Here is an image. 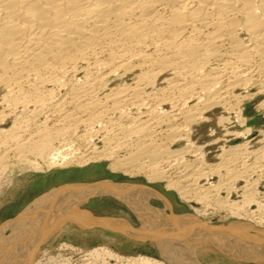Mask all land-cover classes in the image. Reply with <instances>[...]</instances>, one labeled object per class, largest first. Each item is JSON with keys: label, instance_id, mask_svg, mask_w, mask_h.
<instances>
[{"label": "bare ground", "instance_id": "bare-ground-1", "mask_svg": "<svg viewBox=\"0 0 264 264\" xmlns=\"http://www.w3.org/2000/svg\"><path fill=\"white\" fill-rule=\"evenodd\" d=\"M0 91L2 176L16 163L46 175L106 161L113 174L164 184L196 212L175 214L144 183L59 185L2 223L0 264H202L203 245L257 259L264 149L221 144L251 134L243 107L264 93V0H0ZM200 124L211 127L205 139ZM92 196L119 200L141 224L93 217L80 207ZM214 207L245 221L203 220ZM70 222L151 240L163 260L107 245L42 249Z\"/></svg>", "mask_w": 264, "mask_h": 264}, {"label": "rangeland", "instance_id": "rangeland-1", "mask_svg": "<svg viewBox=\"0 0 264 264\" xmlns=\"http://www.w3.org/2000/svg\"><path fill=\"white\" fill-rule=\"evenodd\" d=\"M131 80V76L126 79V81L129 82ZM124 81L125 79H118L115 84L125 83ZM256 91L257 89H253L251 92ZM2 94V91H0V96ZM243 108L245 110V116L249 120L248 126L252 129L251 134H249L248 137H241L240 140L234 139L232 141H225V143L222 142L221 145L229 144L228 146H232L240 144L242 141H244L242 143L248 144V147H250L248 148L249 151L260 152L264 149V93L258 94L254 99L248 100ZM219 115L220 113L213 117V127L217 128V132H219L217 133V137H224V129L222 127H218L217 124ZM12 117L14 118V115ZM42 120H44V118H42ZM82 128L81 130L84 131L85 128ZM210 129L211 127H205L204 125L200 124L196 128V136L205 139L211 133ZM70 136L72 137L73 135ZM74 138L75 137H73V139ZM80 142L77 141V144ZM214 149L216 150V148ZM255 156L256 155L250 156L248 163L253 162L256 159ZM9 170H13V172L10 173V179L6 178V176H2V173L0 174V176H2L0 179V226L2 223L4 224V222L8 221L7 219L18 215L35 198L41 196L42 193L56 186L72 182L92 183L99 179H111L118 182H138L154 186L159 191H162V193L167 194L169 200L173 204V211L175 214L188 212L193 214L195 212V209L191 203L183 200L177 193H170V191H167L164 184L149 183L146 178L139 176L130 178L129 176L122 174H113L108 169V162L106 161L102 164L91 165L85 169L75 165L63 169L54 168L52 172L47 171L46 175H38L39 172L37 173V170L35 171V169L29 166L28 163H16L12 165ZM32 174L33 176H31ZM42 176L44 177L41 178ZM260 183V188H257L256 191L264 192V180H261ZM259 192L256 193V200H258L264 207V193L260 194ZM241 194L242 192L239 190V192L235 194V197L237 196V199H240L238 196ZM152 204L157 208H164L163 202L158 199L152 198ZM80 207L82 210L86 211L95 218H124L132 225V227H137L141 224L138 216L130 209L129 206L110 196H92L87 201L83 202ZM213 209H210L207 212L208 214L202 215L201 218L213 224H226L234 220L245 221V218L236 217L235 215L231 214L230 211H227L228 209H219L217 207H214ZM263 213H261L262 216L264 215ZM77 217L79 216L77 215ZM86 224H88L86 225L87 227H80L71 222L66 224L57 233H55L53 239L43 245L42 249H51L53 251H57L62 244L73 245L75 247L81 248H92L107 245L111 246V248H114L117 252L126 257L139 256L142 254L154 256L163 260L161 253L151 240H143L135 237L132 238L123 232H118L116 230L113 231L100 225H93L92 222H86ZM253 224H255L257 227L264 228V223H259L254 219ZM256 250L259 253L257 254V259H246L224 251L223 249H220L214 245H203L198 249L197 255L199 257V261L202 262V264H264V242L259 244L255 251ZM76 260L79 261L81 258Z\"/></svg>", "mask_w": 264, "mask_h": 264}]
</instances>
